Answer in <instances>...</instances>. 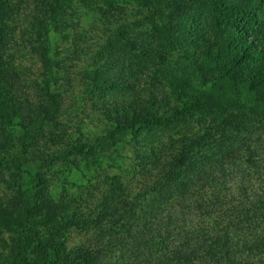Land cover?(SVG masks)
Returning <instances> with one entry per match:
<instances>
[{
  "label": "trees",
  "instance_id": "obj_1",
  "mask_svg": "<svg viewBox=\"0 0 264 264\" xmlns=\"http://www.w3.org/2000/svg\"><path fill=\"white\" fill-rule=\"evenodd\" d=\"M19 263L264 264V0H0V264Z\"/></svg>",
  "mask_w": 264,
  "mask_h": 264
},
{
  "label": "rangeland",
  "instance_id": "obj_2",
  "mask_svg": "<svg viewBox=\"0 0 264 264\" xmlns=\"http://www.w3.org/2000/svg\"><path fill=\"white\" fill-rule=\"evenodd\" d=\"M25 1H27V0H25ZM25 3H27V2H25ZM16 5H18V4H16ZM21 8L22 7L21 6L19 7V5L16 6V9H17L16 13L20 14V17H16V18L14 17L12 22L10 21L12 23L11 24L12 27L16 28V29H19V27L21 25H22L21 27H23V28L26 27L24 23H27L28 21L26 20V17H24V16H26V14L34 13V9H31L30 5H28V4L23 6L22 10H21ZM23 21H24V23H23ZM20 34H21L20 30H18V32L16 33V36L14 37L15 39L10 42V45L12 46V47L10 46L11 49H12L11 51L16 54L17 62L19 61V63L22 64L24 68L26 67V72H23V75L27 76V79L29 81L30 80L32 81V80L36 79L37 77H39L40 74H41L40 65L39 64H35L33 62V59H32V56L34 57V52L32 51V52L29 53V50L26 49V47H27L26 45H28L30 41L34 42L35 38H31V35L29 33L26 34V33L23 32L22 35H20ZM61 36H62V34L52 33L51 34V38H50L51 41H52L51 44L53 43L54 46L57 45V44L61 45L63 43V37H61ZM68 45H69V42H68ZM80 67H84V65L83 64H79L78 66L74 67L75 69L72 70L73 75L76 78L78 77V72L79 71H83V69H81ZM183 72L187 74L186 71H183ZM183 72L181 73L182 75H184ZM229 79L230 78H228L227 80L229 81ZM230 82L232 83V85H234L233 81H230ZM77 84H79V83L77 82ZM80 85L81 84H79V87H80ZM228 85H229V83L226 84L227 87H228ZM37 92H39V94H40V92L42 93L41 90H37ZM80 92L82 94V89H79L77 91V93L75 94V96L79 95ZM68 93H70V92H68ZM75 96H72V97H75ZM67 99L68 100L66 101L64 106H67V105L70 106L71 104H73V102H72L73 99H71L70 96H68ZM78 113H80V111ZM89 113H90V110L88 111V114ZM88 114L85 112V115H81V113H80L81 117L74 115L72 117L73 124L78 123V122H81V123L87 122V123H89V121H90L91 124L89 123V126L87 127V129H96V128H98L99 129L98 134H100V131L103 130L102 126H96L95 122H91ZM97 115H95V116L98 119ZM79 130H80V132H79ZM79 130H76V132H75L76 136H77V134L78 135L81 134V133L84 134L85 133L84 131H86L85 127L84 128L81 127V129H79ZM62 147H64L63 149H65L67 151V153H69L71 151L70 149L65 147V145H63ZM111 163L112 162H109V160H103L102 166H103L104 169L105 168L109 169V166H110ZM71 173H72L71 175L69 174V175H66L65 178L63 177L62 178L63 180H61V183H66L68 186H72V185L74 186V184L78 186L80 183L84 182L82 180H79L77 183H75V177H74V176H76L75 171H71ZM61 183L57 184V188L58 189L55 190V194H59V193L62 192V184ZM6 255H9V251L5 252V256ZM15 255H14V259L13 260H17L15 258Z\"/></svg>",
  "mask_w": 264,
  "mask_h": 264
}]
</instances>
